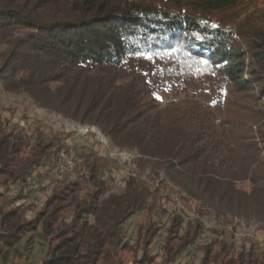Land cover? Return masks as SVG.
<instances>
[{
  "label": "trees",
  "instance_id": "trees-1",
  "mask_svg": "<svg viewBox=\"0 0 264 264\" xmlns=\"http://www.w3.org/2000/svg\"><path fill=\"white\" fill-rule=\"evenodd\" d=\"M0 84L98 127L149 177L131 172L115 192L109 159L85 151L43 207L0 195V264H175L203 219L264 231V0H0ZM9 123L0 108L4 187L29 185L68 153ZM169 191L196 219L172 218L157 263L161 227L147 222L130 242L125 225L166 217ZM36 235L50 244L30 263ZM200 250L199 264H264L253 240Z\"/></svg>",
  "mask_w": 264,
  "mask_h": 264
},
{
  "label": "rangeland",
  "instance_id": "rangeland-1",
  "mask_svg": "<svg viewBox=\"0 0 264 264\" xmlns=\"http://www.w3.org/2000/svg\"><path fill=\"white\" fill-rule=\"evenodd\" d=\"M0 108L3 114L9 119L10 130L24 132L34 140L38 138L51 140L60 139L68 149V153H62L59 160L50 164L47 168L40 170L35 178L29 182V185L22 186L17 184L9 189L0 183V195L3 197H16L22 191V198L16 206L36 205L39 209L46 203L48 196L55 186L60 185L66 180L72 179L73 167L75 162L82 155V152L92 151L95 155L107 158L110 161L107 177L114 187L115 192H120L122 181L129 176L131 172L136 173L146 181H149L148 173L138 170L133 166L136 159L134 152L116 148L111 140L107 138L98 127L90 125H81L73 122L63 116L51 113L40 108L28 95L9 93L2 84H0ZM152 184H154L152 182ZM168 215L162 219L148 217L147 214L139 213L134 215L125 225L128 234V241L134 242L137 237L138 229L147 222L155 221L157 226L161 227L158 237L155 239V245L151 248V254L161 261V245L166 237V230L172 223V218L181 216L185 220V225L190 221H195L196 217L185 203L174 194L167 192ZM11 205L5 206L9 209ZM35 217V211H25V220H32ZM205 225L204 234L198 239L196 245L186 250L176 261L175 264H199L203 258L201 246L210 244L213 240H226L233 243L236 249H239L244 242L253 240L258 244L264 243V231H256L255 226L242 225L241 227H223L218 225L213 218L203 219ZM235 224H238L235 221ZM26 241L20 245L21 250L26 248ZM33 244L32 251L28 252L27 261L30 263L41 261L48 251L50 241L42 239L39 235L35 236L30 243ZM31 249V248H30ZM15 256V255H13ZM17 260H21L18 259ZM126 264H131L132 258H125ZM8 264H15L10 261ZM17 264H23L17 263Z\"/></svg>",
  "mask_w": 264,
  "mask_h": 264
},
{
  "label": "built area",
  "instance_id": "built-area-1",
  "mask_svg": "<svg viewBox=\"0 0 264 264\" xmlns=\"http://www.w3.org/2000/svg\"><path fill=\"white\" fill-rule=\"evenodd\" d=\"M261 251L264 253V243L259 244Z\"/></svg>",
  "mask_w": 264,
  "mask_h": 264
},
{
  "label": "snow or ice",
  "instance_id": "snow-or-ice-1",
  "mask_svg": "<svg viewBox=\"0 0 264 264\" xmlns=\"http://www.w3.org/2000/svg\"><path fill=\"white\" fill-rule=\"evenodd\" d=\"M204 63H207L206 61Z\"/></svg>",
  "mask_w": 264,
  "mask_h": 264
}]
</instances>
